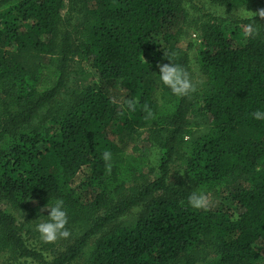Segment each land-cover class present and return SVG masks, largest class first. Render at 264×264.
<instances>
[{
	"label": "trees",
	"instance_id": "1",
	"mask_svg": "<svg viewBox=\"0 0 264 264\" xmlns=\"http://www.w3.org/2000/svg\"><path fill=\"white\" fill-rule=\"evenodd\" d=\"M261 15L194 24V75L177 45L180 0H0V256L264 264V120L251 115L264 110ZM169 62L195 91L162 84L157 66ZM147 148L158 150L156 169L135 155ZM193 191L208 195L207 210L188 204ZM56 199L70 235L45 242L36 224Z\"/></svg>",
	"mask_w": 264,
	"mask_h": 264
},
{
	"label": "rangeland",
	"instance_id": "2",
	"mask_svg": "<svg viewBox=\"0 0 264 264\" xmlns=\"http://www.w3.org/2000/svg\"><path fill=\"white\" fill-rule=\"evenodd\" d=\"M183 8L187 14L186 23L182 25L180 28L182 32L177 37V45L181 49L185 50L188 54L189 58V68L190 72L194 75H198L199 67L196 59V50L199 45V33L195 29V25L204 21V16H211L223 19H245L251 18L261 13H258L264 8L257 3L250 4L248 6L237 8V9H227L223 6H218L210 3L208 0H180ZM65 19L70 18L69 12L65 11L63 13ZM160 37L158 35L153 36V41L156 44L160 43ZM93 74V73H92ZM94 79L97 80V75L94 73ZM137 157L143 159V161L152 169H156L158 162V150L155 148H147L144 150H140L135 153ZM148 167V168H149ZM183 179V175L180 169L177 167L173 168L170 172V180L173 183L180 182ZM79 180V179H78ZM77 180V182H78ZM232 206V204H230ZM138 210H134L133 212H137ZM264 259V257H263ZM264 263V260H263ZM0 264H11L10 261L6 259L5 255L0 256Z\"/></svg>",
	"mask_w": 264,
	"mask_h": 264
},
{
	"label": "clouds",
	"instance_id": "3",
	"mask_svg": "<svg viewBox=\"0 0 264 264\" xmlns=\"http://www.w3.org/2000/svg\"><path fill=\"white\" fill-rule=\"evenodd\" d=\"M258 13H261V17H264V10ZM256 30L254 22L244 25L245 37H251L255 34ZM157 67L159 80L170 89L173 94L187 96L195 91V85L189 80L187 73L181 66L169 62L158 64ZM129 106L131 107V104ZM251 115L255 120H264V110L262 109H256ZM109 156L110 153L108 152L103 154L105 160H107ZM187 200L188 204L193 208L207 210L209 207L208 195L203 191L191 192ZM45 208L48 210L47 215H43L46 219L36 224V230L40 238L45 242H54L58 238H67L70 233L66 228L68 215L64 200L56 199L51 206Z\"/></svg>",
	"mask_w": 264,
	"mask_h": 264
}]
</instances>
